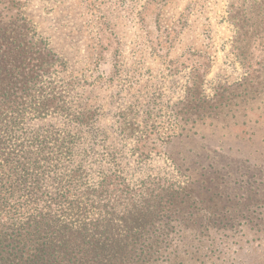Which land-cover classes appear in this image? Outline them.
<instances>
[{
	"label": "rangeland",
	"instance_id": "1",
	"mask_svg": "<svg viewBox=\"0 0 264 264\" xmlns=\"http://www.w3.org/2000/svg\"><path fill=\"white\" fill-rule=\"evenodd\" d=\"M22 61L61 106L27 126L76 135L83 181L184 199L190 264H264V0H0Z\"/></svg>",
	"mask_w": 264,
	"mask_h": 264
},
{
	"label": "trees",
	"instance_id": "2",
	"mask_svg": "<svg viewBox=\"0 0 264 264\" xmlns=\"http://www.w3.org/2000/svg\"><path fill=\"white\" fill-rule=\"evenodd\" d=\"M44 70L24 61L0 70V264H190L171 225L184 199L113 174L83 181L76 135L27 126L61 112Z\"/></svg>",
	"mask_w": 264,
	"mask_h": 264
}]
</instances>
